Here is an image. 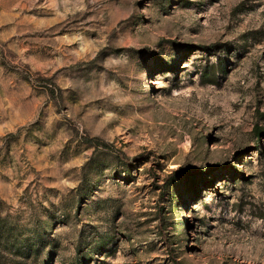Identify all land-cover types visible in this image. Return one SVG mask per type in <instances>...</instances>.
<instances>
[{"label": "rangeland", "instance_id": "obj_1", "mask_svg": "<svg viewBox=\"0 0 264 264\" xmlns=\"http://www.w3.org/2000/svg\"><path fill=\"white\" fill-rule=\"evenodd\" d=\"M176 262L264 264V0H0V264Z\"/></svg>", "mask_w": 264, "mask_h": 264}, {"label": "trees", "instance_id": "obj_2", "mask_svg": "<svg viewBox=\"0 0 264 264\" xmlns=\"http://www.w3.org/2000/svg\"><path fill=\"white\" fill-rule=\"evenodd\" d=\"M256 133L261 135L263 133V131L260 128H257ZM86 141L88 143H96L97 145L103 146L107 149H111L114 150L113 146H111L109 143L103 142L101 140H98L96 138H86ZM115 154L117 155V157L119 158L120 161L126 163V164H131L135 161L136 158H129L125 152H123L122 150H115ZM138 158V157H137ZM206 169H202V170H197V169H180V170H176L173 171L164 181V183L162 184V188L166 187V185H168V183L170 182V179L174 178L175 176L184 173L187 176H194L196 174H198L200 171H205ZM176 264H179V262H176Z\"/></svg>", "mask_w": 264, "mask_h": 264}]
</instances>
